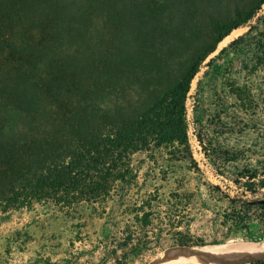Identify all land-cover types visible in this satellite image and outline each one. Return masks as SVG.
I'll return each instance as SVG.
<instances>
[{
  "label": "trees",
  "instance_id": "1",
  "mask_svg": "<svg viewBox=\"0 0 264 264\" xmlns=\"http://www.w3.org/2000/svg\"><path fill=\"white\" fill-rule=\"evenodd\" d=\"M186 2L0 0L1 215L41 204H50L63 214L88 210L92 216L98 211L105 214L108 204L124 207L134 225L122 228V239L107 254L113 264H125L159 242L163 229L153 225L152 218L161 209L173 246L207 245L190 235L193 194L172 191L163 204L157 188L135 199L129 195L142 190L132 158L145 155L162 177L182 163L199 172L188 135L186 103L192 81L218 45L244 27L247 31L221 49L206 67L218 81L223 67L214 65V60L229 64L226 58L231 54H243L249 61L243 70L249 75L262 71L264 76V14L257 16L264 0L235 6L227 20L210 16V39L192 54L173 82L164 83L163 66L134 103L99 104L105 85L125 80L132 74L129 68L148 54L151 37L160 35L158 15L181 13ZM140 43L148 46L147 51H141ZM225 82L220 80L238 106L249 111L252 89ZM197 139L217 172L219 160L223 167L236 160L219 159L218 155L228 153L215 148L209 155ZM238 177L246 178L244 193L255 195L258 188H264V159L259 169L243 170ZM238 177L232 180L236 185L240 184ZM224 200L225 210L214 213L212 221L215 235L222 232L221 239L209 245L224 243L242 232L249 242L264 241V200L227 194ZM239 264H264V260Z\"/></svg>",
  "mask_w": 264,
  "mask_h": 264
},
{
  "label": "rangeland",
  "instance_id": "2",
  "mask_svg": "<svg viewBox=\"0 0 264 264\" xmlns=\"http://www.w3.org/2000/svg\"><path fill=\"white\" fill-rule=\"evenodd\" d=\"M186 1L181 13L172 9L178 14L170 12L158 15V21L161 23L158 30L160 35L156 39L151 37L153 43L148 48V54L143 55V61L129 68L132 74H128L125 80L105 85L99 100L100 106L134 103L140 96H144V85L152 81L163 66L166 68L164 83L173 82L189 63L192 54L210 39L208 18L211 16L227 20L232 16L235 6H245L253 0ZM194 1L197 5H193ZM262 14L264 8L261 6L257 16ZM246 31L247 27L237 29L226 43L219 44L215 53L204 62L192 81L186 103L188 135L199 172L189 170L187 165L182 163L168 169L162 177L153 171L154 167L145 155L137 154L132 158V165L138 172V183L142 190H133L129 195L135 199L157 188L163 204L168 193L172 191L182 195L193 194L188 217L191 219L190 235L195 242L202 240L206 246L221 245L229 241L238 242L224 245L251 241L246 232H242L224 243L209 245L212 240L221 239L222 232L219 231V234L215 235L212 221L214 213L221 214L225 210L226 194L238 198L245 195L248 200H264V188H258L255 195L244 193L243 183L246 178L238 177L243 170L259 169L264 159L263 72L247 74L243 66L249 61L243 54H231L226 58L230 59L229 64L222 59L214 60V65L223 67L220 80H225V83L244 84L252 89L253 105L249 111L244 112L223 84H220V80H215L217 75L206 67L209 60L221 49ZM146 46L140 43L141 51L145 48L147 51ZM197 137L203 141V147L208 150L209 155H212L211 149L215 148L221 153H228V156L218 155L219 159L234 157L236 160L224 167L219 160L220 169L217 172L204 155ZM237 177L239 185L232 182ZM214 187H218L219 191ZM106 207L105 214L99 215L98 211L94 216L88 210H83L79 215L63 214L50 204L35 205L31 210L24 208L14 211L5 218L0 215V219H3L0 221V264H113L107 254L114 243L122 239V228L128 225L133 227L134 223L124 207L112 204ZM159 211L161 212L155 213L152 218L153 225L163 229L159 242L137 252L125 264H159L179 248L172 245L171 234L165 227L168 222L164 217V210ZM230 264H236V261Z\"/></svg>",
  "mask_w": 264,
  "mask_h": 264
},
{
  "label": "bare ground",
  "instance_id": "3",
  "mask_svg": "<svg viewBox=\"0 0 264 264\" xmlns=\"http://www.w3.org/2000/svg\"><path fill=\"white\" fill-rule=\"evenodd\" d=\"M264 8V4L262 6ZM236 31L226 37L220 45L226 43ZM218 250L219 255L199 250L196 252L184 253L178 256V251H172V255L166 257L159 264H230L236 259H242L251 255L264 254V241L245 242L236 245L213 246Z\"/></svg>",
  "mask_w": 264,
  "mask_h": 264
},
{
  "label": "water",
  "instance_id": "4",
  "mask_svg": "<svg viewBox=\"0 0 264 264\" xmlns=\"http://www.w3.org/2000/svg\"><path fill=\"white\" fill-rule=\"evenodd\" d=\"M213 246H203V247H179L178 249H176L178 251V256H181L182 254L184 253H190V252H196V251H199V250H204L206 252H209V253H213V254H216V255H219V251L218 250H215V249H212ZM249 257V258H247ZM245 258H242V259H236V264H239V263H243V262H251V261H256V260H264V254H261V255H251V256H247ZM251 257H256L257 259L256 260H250ZM245 259V260H243ZM233 261V262H235Z\"/></svg>",
  "mask_w": 264,
  "mask_h": 264
},
{
  "label": "crops",
  "instance_id": "5",
  "mask_svg": "<svg viewBox=\"0 0 264 264\" xmlns=\"http://www.w3.org/2000/svg\"><path fill=\"white\" fill-rule=\"evenodd\" d=\"M13 212H14V211H13ZM10 213H12V212H10ZM10 213H8V214H10ZM8 214H7L6 216H8ZM0 215H1V214H0ZM3 216L6 217L5 215H2V218H3ZM1 220H3V219H0V221H1Z\"/></svg>",
  "mask_w": 264,
  "mask_h": 264
}]
</instances>
